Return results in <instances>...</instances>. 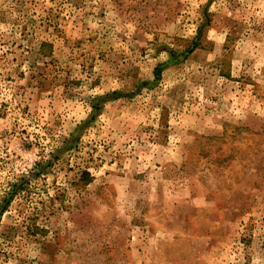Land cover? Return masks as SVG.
<instances>
[{"label": "rangeland", "instance_id": "rangeland-1", "mask_svg": "<svg viewBox=\"0 0 264 264\" xmlns=\"http://www.w3.org/2000/svg\"><path fill=\"white\" fill-rule=\"evenodd\" d=\"M0 264H264V0H0Z\"/></svg>", "mask_w": 264, "mask_h": 264}, {"label": "trees", "instance_id": "trees-1", "mask_svg": "<svg viewBox=\"0 0 264 264\" xmlns=\"http://www.w3.org/2000/svg\"><path fill=\"white\" fill-rule=\"evenodd\" d=\"M198 48H199V43L194 42L192 48L188 52H194ZM160 71H161V68H158L156 71L157 80L160 79Z\"/></svg>", "mask_w": 264, "mask_h": 264}]
</instances>
